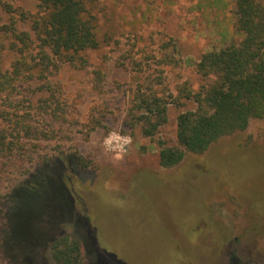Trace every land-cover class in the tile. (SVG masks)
<instances>
[{
    "label": "rangeland",
    "instance_id": "374dc122",
    "mask_svg": "<svg viewBox=\"0 0 264 264\" xmlns=\"http://www.w3.org/2000/svg\"><path fill=\"white\" fill-rule=\"evenodd\" d=\"M85 2L99 46L55 58L47 92L35 60L45 16L38 0H0V69L19 68L16 89L0 98V264H56L52 245L82 238L85 218L84 264H227L229 231L259 222L253 210L264 215V119L173 168L161 167L159 143L177 146L179 115L197 109L181 93L206 85L196 63L244 39L235 2ZM150 86L167 102L153 138L134 103ZM51 102L60 105L53 117ZM113 130L133 140L120 160L102 146Z\"/></svg>",
    "mask_w": 264,
    "mask_h": 264
},
{
    "label": "trees",
    "instance_id": "16d2710c",
    "mask_svg": "<svg viewBox=\"0 0 264 264\" xmlns=\"http://www.w3.org/2000/svg\"><path fill=\"white\" fill-rule=\"evenodd\" d=\"M233 1L236 25L243 32L244 39L238 45L205 53L196 63L197 72L207 83L197 93L186 87L181 90L185 99L195 101L197 109L179 115L177 146L165 147L163 142L159 143V163L163 168L179 165L187 153L204 154L220 138L246 130L252 119H264V0ZM38 2L45 16L36 22L41 43L35 60L41 67L43 89L53 92L47 73L54 59L96 49L99 42L92 21L85 17V0ZM9 29L19 42H27V34ZM18 71L16 67L12 74H8L0 69V98L3 95L9 97L10 90L16 89ZM165 94L163 90L150 86L141 89L134 100L141 112L137 120L146 137L153 138L167 121ZM52 103L44 105L53 117L60 105L55 110ZM22 128L31 132L32 127L27 123ZM76 159L80 166L88 167L81 157ZM90 225L85 218V226L81 228L83 237L80 239L64 236L56 240L52 245L56 264H84L86 231Z\"/></svg>",
    "mask_w": 264,
    "mask_h": 264
},
{
    "label": "flooded vegetation",
    "instance_id": "af4514ba",
    "mask_svg": "<svg viewBox=\"0 0 264 264\" xmlns=\"http://www.w3.org/2000/svg\"><path fill=\"white\" fill-rule=\"evenodd\" d=\"M250 209L253 210L250 206ZM254 217L260 218L247 231L232 237L231 232L222 244L221 253L227 264H264V243H257V236L264 234V227L259 230L264 219L263 213L252 211ZM262 218V219H261ZM260 227V228H259ZM225 264V262H224Z\"/></svg>",
    "mask_w": 264,
    "mask_h": 264
},
{
    "label": "clouds",
    "instance_id": "9594fccd",
    "mask_svg": "<svg viewBox=\"0 0 264 264\" xmlns=\"http://www.w3.org/2000/svg\"><path fill=\"white\" fill-rule=\"evenodd\" d=\"M132 143L131 136H125L113 130L104 137L102 146L106 153H112L116 160H120L127 154Z\"/></svg>",
    "mask_w": 264,
    "mask_h": 264
}]
</instances>
